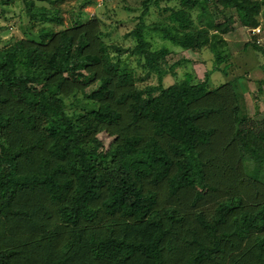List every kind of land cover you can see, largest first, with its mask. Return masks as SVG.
<instances>
[{
	"label": "trees",
	"instance_id": "1",
	"mask_svg": "<svg viewBox=\"0 0 264 264\" xmlns=\"http://www.w3.org/2000/svg\"><path fill=\"white\" fill-rule=\"evenodd\" d=\"M40 1L24 3L41 27L0 50V264H264V118L241 77L167 86L180 62L147 36L220 65L225 35L261 26L263 3L179 0L152 27L145 0L125 47L100 16L84 21L94 0H76L68 27L67 0Z\"/></svg>",
	"mask_w": 264,
	"mask_h": 264
},
{
	"label": "rangeland",
	"instance_id": "2",
	"mask_svg": "<svg viewBox=\"0 0 264 264\" xmlns=\"http://www.w3.org/2000/svg\"><path fill=\"white\" fill-rule=\"evenodd\" d=\"M100 1L94 0L93 3L85 6L84 21L93 16H100L103 20V28L108 32L107 40L109 42L125 47L133 46L135 44L134 39L128 37V34L140 23V17L146 7L145 0H106L102 4ZM260 1L263 3L264 10V0ZM37 3L50 6L46 1L37 0ZM179 3V0H161L157 5L156 0L150 1V11L145 17L146 24L152 27L157 24H169L168 17L174 10L179 8ZM213 6H211V9L214 8ZM62 8L64 26L68 27L76 21L80 5L76 0H67L62 4ZM234 15L237 17L236 13ZM192 17L198 21V11L194 10ZM261 21L263 32L264 14L261 15ZM236 25L238 28L236 32L225 35L230 48V51L225 54H232V57L220 65L216 62V55L210 48H205L202 51L183 50L182 47L172 41L163 39L156 30H149L147 36L155 49H171L172 52L168 56L171 64L180 62V65L176 68V74L166 76L167 86L176 84L184 77L185 73L191 71H195L202 80L209 77L216 86L236 77H241L240 83L245 92L251 116L263 119L264 87L262 90L261 86L258 85V81L264 79V69L261 70L264 66V53L257 51L252 46L257 41L254 36L261 33H254V31L241 26L239 22ZM56 26L57 28L62 27L59 24ZM40 27L41 24L38 22L30 21L24 0H0V50L13 44L18 39L24 38L27 32L37 31ZM258 44L264 47V37L258 39ZM246 45L248 46L246 47ZM137 63L138 59L133 58L131 63L128 64L129 66H137ZM218 66L220 68L228 66L227 73L217 70ZM154 82L155 80L152 79L150 82L147 81L142 84ZM99 138L106 148L113 141V137L105 132L101 133Z\"/></svg>",
	"mask_w": 264,
	"mask_h": 264
},
{
	"label": "crops",
	"instance_id": "3",
	"mask_svg": "<svg viewBox=\"0 0 264 264\" xmlns=\"http://www.w3.org/2000/svg\"><path fill=\"white\" fill-rule=\"evenodd\" d=\"M245 28H248V27H245ZM260 29V31L258 32V31H255L256 29ZM258 28H256V29H251V28H248V29H250V30H252V31H254V33H261V34H256L255 36H254V38H258V39H261V38H263L264 37V30H263V32H262V28H261V26H259ZM236 32V31H235ZM259 35V36H258ZM264 69V66L261 68V70H263ZM257 70V69H256ZM253 72H255V71H253ZM257 73V72H256Z\"/></svg>",
	"mask_w": 264,
	"mask_h": 264
},
{
	"label": "built area",
	"instance_id": "4",
	"mask_svg": "<svg viewBox=\"0 0 264 264\" xmlns=\"http://www.w3.org/2000/svg\"><path fill=\"white\" fill-rule=\"evenodd\" d=\"M104 1H106V0H101L100 2H101V4L104 2ZM100 5V4H99ZM255 31H260V29L258 28V29H256Z\"/></svg>",
	"mask_w": 264,
	"mask_h": 264
}]
</instances>
